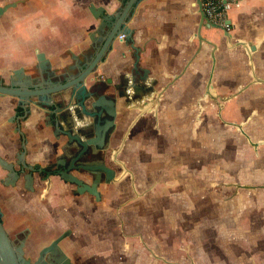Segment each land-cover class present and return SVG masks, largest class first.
<instances>
[{"label": "crops", "instance_id": "obj_1", "mask_svg": "<svg viewBox=\"0 0 264 264\" xmlns=\"http://www.w3.org/2000/svg\"><path fill=\"white\" fill-rule=\"evenodd\" d=\"M13 1L17 2V5L0 17V80L9 77L23 79L34 75V68L40 63L37 59L39 52L46 55V59L51 62L50 67L69 68L81 53L92 47L98 39V34L95 36L92 34L95 33L101 19L94 17L91 7L94 6L96 10L104 8L108 14H112L122 7L124 0H0V5ZM195 3L196 0H140L126 23V27L132 31V39L117 41L98 67L96 74L99 85L98 97L102 98V103L107 106H110L109 99H114L117 109L115 119L123 117L124 123L133 121L138 115L137 109L144 100L142 96L150 95L149 89L143 85L152 82L154 89L152 100H144V103L149 105L148 109L160 107V114L156 115L151 110L139 118L134 128L136 140L144 139L148 133L151 134L150 138H154L152 132L157 125H160V134L164 131L165 125H168L167 132L171 130L173 133L193 138L194 132L191 134L187 132L185 124L193 123L197 112L199 116H196V119L200 121L203 101L209 102L203 110L210 112L208 109L211 108L212 101L203 97L212 67V48L205 43L197 54L200 42L196 32L200 13ZM228 16L233 24L232 42L244 41L248 49L242 45L230 48L221 30L203 26V36L218 45L213 78L214 90L217 92H238L241 87L251 84L254 73L264 80V0H241V5L232 8ZM250 46H256V49L250 50ZM176 75L180 76L174 81ZM142 77H145V80H142ZM123 90L130 92L128 102L125 100L126 97L122 98L118 95V92ZM158 93L161 95L160 98H157ZM53 100L55 103L61 101L60 95H54ZM36 101L37 98H32L28 106L29 112L25 114L20 98L0 95L1 158L7 161L16 160L22 140H26V161L31 164L48 162L52 156L57 157L61 154L59 144L63 139L60 137L59 142V138L52 137L53 122L61 113H55L53 105L39 106L36 105ZM231 102L232 105H227L222 111L221 109L216 111L219 118L222 119L220 114L224 117L233 115L232 109L237 102L240 103V107H244V115H249L252 108H264V83L252 84L244 90L243 100L232 99ZM197 104L200 109H197ZM67 107L74 105L70 104ZM211 113L216 116L214 110ZM16 116L17 119L14 120ZM79 120L85 124L97 123L95 117L85 116ZM59 121L63 127L68 128V124L61 117ZM177 125L184 126L177 127ZM122 129L112 136L108 150L115 151L122 137L120 133ZM244 131L256 143V147L252 146L244 134L251 152L247 156L244 154V175L246 171L257 172L256 178L250 176L246 177V180L244 176V181L252 182L254 177V181L257 182L255 185H262L264 184V116L257 121L244 122ZM118 158L120 159V154ZM96 162L93 160L91 164L96 165ZM254 162L258 163V170L254 168ZM6 177L7 171L0 165L2 191L0 195L5 193L6 197L2 202L9 197L8 202L12 205L11 198H15L14 204L22 212L15 215L14 219L7 217L9 226L13 229L27 226L36 240L46 221L60 222L61 226L56 232L51 233L50 238L66 228L72 230L70 238L62 248L73 264H202L203 262L199 257L190 260L189 255L185 259L184 249L181 255L177 254L179 247H175L176 250L172 247H160L159 253L158 248L147 247L143 242H141L142 247H132V244H127L121 238L124 236L126 239L130 237L136 239L140 236L137 231L126 230L127 218H122V213L126 212L129 204L122 208L120 205L115 209V201L127 193V188L132 187L127 183L123 185L120 181L112 187H107L110 195L112 190L114 193L111 197L108 196L111 200L107 203L112 208L109 209L108 206L105 208V205L93 202L86 195L74 197L72 194L59 193V185L65 190L67 188L57 180H54L48 201L41 203L36 199L35 194L23 189V182H20L18 188L14 190L4 189L2 181ZM184 181L183 179L182 182ZM138 182L135 180L136 187ZM163 183L164 180L159 182L160 198L167 196L164 188H167L168 184L166 187ZM256 191L258 197L255 199L264 200V194L260 189H254V193ZM260 200L256 202L257 204L259 202V205L262 204ZM133 208L136 212L140 207L136 205ZM111 212L118 213L119 219H108L106 216L111 217ZM110 226L113 228L109 229ZM260 234L262 233L250 236ZM122 240L123 244H121ZM207 261L209 264V260Z\"/></svg>", "mask_w": 264, "mask_h": 264}, {"label": "rangeland", "instance_id": "obj_2", "mask_svg": "<svg viewBox=\"0 0 264 264\" xmlns=\"http://www.w3.org/2000/svg\"><path fill=\"white\" fill-rule=\"evenodd\" d=\"M214 92L222 99L234 94L237 96L230 100L244 99V91ZM222 99L221 111L227 105H232L230 100ZM210 100L212 105L208 107L209 113L204 111L209 102L203 101L200 121L185 124L190 134L194 127L199 131L193 138L171 130L167 132L168 125L160 134V125H157L152 132L154 138H150L151 134L148 133L139 141L134 138L136 125L130 129L118 158L124 167L121 168V165L118 168L122 172L121 176L126 172L122 177L123 185L127 183L132 187L127 188V193L115 201V209L129 204L126 212L122 213V218H127L126 230L137 231L140 236L136 239L121 238L127 244H132V247H142L143 242L147 247L158 248L159 253L160 247H172L173 250L179 247L177 254L181 255L184 249L185 259L187 255L190 260L199 257L203 260L202 264H208L211 247H217L218 259L220 255H225L228 264H264V233L252 237L244 235V223L248 222L247 217L244 219V194L257 198V191L254 193V190L238 187V184L255 185L257 172L246 171L244 175V154L247 156L251 153L249 146L238 127L226 124L244 122V107H240L239 102H233V115L222 116L221 119L216 112L220 110V105L212 98ZM212 110L216 116L211 113ZM195 116H199L198 112ZM131 123L124 125L115 150ZM257 164L254 162L256 170ZM244 176L246 180V177H254L252 182H246ZM135 180L139 181L137 187ZM161 180L168 187L166 185L167 188H164L167 196L160 198L158 189ZM260 192L264 194V189H260ZM260 202L264 203V200ZM136 205L140 208L135 212L133 207ZM260 209L264 211V204L259 206ZM6 211V215L14 219L16 214L11 210ZM112 228L110 226L109 229Z\"/></svg>", "mask_w": 264, "mask_h": 264}, {"label": "water", "instance_id": "obj_3", "mask_svg": "<svg viewBox=\"0 0 264 264\" xmlns=\"http://www.w3.org/2000/svg\"><path fill=\"white\" fill-rule=\"evenodd\" d=\"M139 1L140 0H124L122 2V7L112 14H108L104 8H99V10H96L95 7L92 6L91 10L94 17L96 19H101L99 25L96 27L95 33L92 34L93 36L98 34V39L92 47L84 50L69 68L54 69L50 67L51 62L46 59V55L42 52H39L37 54V59L40 63L36 68H34V75L25 77L23 79L9 77L8 79L3 78L0 80V95L20 98L21 103L23 104L22 107L25 110V114H28L29 112L28 106L31 103L32 98L38 99V101H36V105L55 106L54 112L61 113L56 121L57 128L60 127L59 124H62L59 122L60 117L68 124V127L71 128L70 131H68V134L71 140V147L76 153V158L81 157L89 150L95 153L97 150L110 149L109 144L111 140V133L114 132L117 109L115 107L114 99L110 98V106H107L102 103V98L98 97L99 85L96 74L100 63L105 60L106 56L112 50L119 35H125L123 41L132 39V31L126 27V23L132 16ZM195 4L197 5L198 11L200 13L199 26L196 32L197 39L200 42V48L197 51V54L200 53L205 43L213 46L211 52L212 67L209 79L207 81L206 92L203 98H212L218 102L221 107L222 103L220 102V99L222 98H219V96L214 92L213 85L214 72L216 68V50L218 45L217 43L203 36L202 28L203 26H206L215 29H223V27L220 24L210 21L203 9L202 0H196ZM16 5L17 2H10L5 5H0V17L6 11L15 7ZM228 22H231V20L229 19ZM224 37L226 38V43L230 48L242 45L248 49V46L244 41H241L240 43H233L232 33L226 31L224 32ZM255 49L256 46H250V50ZM179 76L180 75L174 76L173 80L175 81ZM141 79L145 80V77H142ZM255 83H264V80L258 78L254 73L251 84L241 87L238 93H242L249 86ZM143 86L146 89H149L148 92L150 95L145 96L143 93L142 98L145 101H151V95L153 93L152 90H154L152 82L147 85L144 84ZM129 93L130 92L127 91L125 92L127 102L130 100ZM54 95H60L61 101L55 103L53 100ZM121 96H124V94ZM160 96L161 95L158 93L157 98H160ZM235 96H237V94H234L232 97ZM232 97L222 100L228 101ZM144 100L142 105L140 104L141 106L138 107L137 110L139 113L132 121L118 149H116L112 154L114 161L123 165L122 167H124V163L118 159V156L125 144L128 134L130 133V129L137 123L140 117H143L147 112H151L152 110L151 107L149 109L147 108L149 105L144 103ZM70 104L74 105V107H67L70 106ZM85 116L92 118L95 117L97 119V123L94 126V135L92 137H86L83 139L77 132H83L86 129L93 127L92 124H85L79 120ZM16 119L17 116L14 117V120ZM226 124L238 127L240 131L246 135L252 146L256 147V143L253 142L250 136L244 131V122L239 124L226 122ZM18 130L20 131V128ZM25 156L26 142L23 141L22 150L20 151L19 155H17L18 159L14 161H7L0 157L1 167L7 171V177L4 181H2L3 184L15 187L20 178L23 177L26 180L29 189L33 190L32 184L34 182V173L41 170L39 165L27 163ZM97 163L98 162H96V165ZM99 164H102L101 167L108 173L107 182H111L114 178L115 171L112 168L106 166L104 161ZM17 165H20V169H16ZM125 175L126 173H124L123 176ZM123 176H120V178ZM66 177V173L64 172L62 179L66 181ZM69 177L73 182L81 184V181H78L76 177ZM98 183L99 177L95 180L93 185L84 184L82 187L79 186L76 194L80 195L88 192L92 195H95L97 200H100V193L97 189ZM238 186L244 187V185L241 184H238ZM69 235L70 231H65L53 239L49 245L42 247L39 251L38 258L32 262L30 259H27L24 256L23 247H19L18 252L16 253L11 239L0 219V264H73L71 258L66 254L64 249L60 247V243ZM24 244L25 241L23 240L22 245Z\"/></svg>", "mask_w": 264, "mask_h": 264}, {"label": "flooded vegetation", "instance_id": "obj_4", "mask_svg": "<svg viewBox=\"0 0 264 264\" xmlns=\"http://www.w3.org/2000/svg\"><path fill=\"white\" fill-rule=\"evenodd\" d=\"M13 2H15V1H13ZM219 30L222 31L223 35H224V32H226V31L231 33V30H226L224 27H223V29H219ZM227 46H228V44H227ZM211 48L213 49V46H211ZM125 91L126 90H123L122 92H118V95L121 96L122 94H124V96H121V97L122 98L126 97ZM206 99H210V98H206ZM125 100L127 102V98ZM196 106L198 107V109H200L198 104ZM220 109H221V107H220ZM152 110L154 113H156V115H158V113L160 114L161 108L159 107V108H155ZM249 113H250L249 115H244V122H246V121L250 122V120L257 121V119H262V116H264V108H258V107L254 108V109L252 108V110ZM18 116H22V115H18ZM220 117H222V116H220ZM123 119H124L123 117H119V118L115 119L114 132L111 133V138L116 133H118L119 130H121L122 128L124 129V125L127 123H124ZM56 121H57V119H55V121L53 122L54 128H53L52 137L53 138H59L58 139L59 142H60V137L63 139V142L59 144V146L61 148V154L58 155L57 157L52 156L48 160V162H42V163L40 162V163H33L32 164V165H39L40 170H41V171L34 173V182L32 184L33 190L29 189V187L27 186L26 180L23 177L20 178V180L17 182V185L15 187H12L10 185H5L2 183L3 188L4 189L5 188L6 189L13 188V190H14V189L18 188L20 182H23V184H22L23 189L25 191H28L29 193L35 194L36 199L42 203V202L48 201L49 194L53 190V187H54V180H57L60 183H62L63 185H66V188H67L65 190V188H61L59 185L58 186L59 193H67L68 195L72 194L74 197L86 195L93 202H96L98 204H102V206L105 205V208H107V206H108L109 209H112L108 205L107 201L111 200L109 197L112 196L113 190H112V193L110 195V193L107 190V187H109V186L112 187L113 185H116L120 181H122V178H120L122 172H121L120 168H118L119 166H121V164L116 163L113 159V156H112L114 150H97L95 153L89 150L88 152L83 154L81 157L76 158L75 157L76 153H75L74 149L71 147V140H70V136L68 134V131H70L71 128H69V127L65 128V127H63V124H59L60 127L57 128ZM130 122H132V121H130ZM130 122H128V123H130ZM195 122H198V119H196V116L193 118V123H195ZM95 124L96 123H93L92 124L93 127L86 129L83 132H77V133L82 135V136H86L87 138L92 137L95 133V127H94ZM123 129H122V131H123ZM193 132H194L195 136L198 135V130L196 129V127H194V130L191 133H193ZM120 133H121V131H120ZM125 133H126V130H125L124 134ZM23 141L26 142V140H22V143H23ZM21 150H22V145H21ZM19 153L17 155H19ZM17 155H16V159H18ZM25 158H26V156H25ZM93 160L98 162L97 165L91 164V162ZM102 161L105 162L106 166L112 168L115 171L114 178L111 182H107L108 181V179H107L108 173L106 170H104L101 167L102 164H99ZM110 161L112 163H110ZM27 163H29V162L27 161ZM29 164H31V163H29ZM121 168H122V166H121ZM16 169H20V165H17ZM64 172L66 173V176H67L66 181L64 179H62ZM69 176L76 177V179L78 181H81V184L73 182ZM98 177H99V183H98L97 189H98V192L100 193V200H97V197L95 195H92L88 192H86L84 194H80V195L76 194L79 186L82 187V186H84V184L93 185V183L95 182L96 179H98ZM244 189H247V190L264 189V184H262V185L244 184ZM5 198H6L5 193L0 195V219H1L7 233L11 239L12 245H13L16 253L18 252L19 247H23L24 256L27 259H30L32 262L38 258L39 251L41 250V248L49 245L52 242V240L55 239L56 237H58L60 234H62L65 231H70V235H71L72 230L66 228L63 232L57 234L55 237L50 238L51 233L56 232L58 227L61 226L60 222L46 221L42 225V231L37 236L36 240H35L36 237H34V235L32 234V231L27 226H24V227H21L18 229L17 228H14V229L11 228L9 226V220H6V218H5L6 216L9 217V215H6L7 214L6 210H9V211L11 210L16 215L21 214L22 212L19 211V208L16 207V205L14 204L15 198H11L12 202H13L12 203L13 206L10 204V202H8V201H10V199H8L9 197L5 200V202H2V200ZM245 199H246V202H244V219L247 217L248 222L244 223V235L250 236V235H253L255 233H264V211H261V209L258 210L260 205L256 203V201H255L256 199L253 196H250V197L245 196L244 201H245ZM6 202H7V204H6ZM262 204H264V203H262ZM16 208H17V210H15ZM48 214L50 216H52L51 213H48ZM105 214H107V212ZM106 217L108 219H110V216L109 217L106 216ZM111 219L118 220L119 214L118 213L113 214L111 212ZM70 235L67 236L66 239H64L60 243V247L65 246L67 239L70 238ZM23 240L25 241L24 245H22ZM42 241H44V242H42ZM210 250H211V255H210L209 264H217V263L218 264H228L229 263V261L227 260L225 255L224 256L220 255V258L218 259L219 256L217 257V255H216L217 247H211ZM200 257H202V256H200Z\"/></svg>", "mask_w": 264, "mask_h": 264}, {"label": "built area", "instance_id": "obj_5", "mask_svg": "<svg viewBox=\"0 0 264 264\" xmlns=\"http://www.w3.org/2000/svg\"><path fill=\"white\" fill-rule=\"evenodd\" d=\"M203 9L211 22L220 24L226 30H232L233 24L228 22L229 11L234 7L241 5V0H202ZM125 35L121 34L115 43L122 42Z\"/></svg>", "mask_w": 264, "mask_h": 264}]
</instances>
